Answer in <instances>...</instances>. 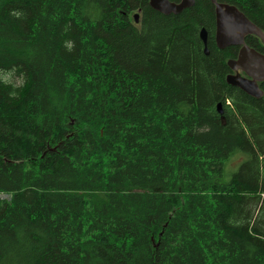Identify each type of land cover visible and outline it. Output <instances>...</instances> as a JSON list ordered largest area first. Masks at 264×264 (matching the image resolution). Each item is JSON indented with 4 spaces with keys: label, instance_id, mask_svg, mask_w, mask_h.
<instances>
[{
    "label": "trees",
    "instance_id": "obj_1",
    "mask_svg": "<svg viewBox=\"0 0 264 264\" xmlns=\"http://www.w3.org/2000/svg\"><path fill=\"white\" fill-rule=\"evenodd\" d=\"M221 1L264 31V0ZM239 50L210 0H0V264H264V95L228 84Z\"/></svg>",
    "mask_w": 264,
    "mask_h": 264
},
{
    "label": "water",
    "instance_id": "obj_2",
    "mask_svg": "<svg viewBox=\"0 0 264 264\" xmlns=\"http://www.w3.org/2000/svg\"><path fill=\"white\" fill-rule=\"evenodd\" d=\"M195 1L182 0L176 4L169 0H150V6L165 15L179 14L185 9L192 8ZM218 1L211 0L216 7V44L221 50L230 46L240 47L237 59L228 62L233 73L228 75L227 82L252 97L261 98L264 92L259 84L264 82V54L249 47L245 42V38L254 35L264 43V31L237 6ZM135 20L136 23L139 22L138 14L135 15ZM200 38L205 45V53L208 55V35L205 29H202ZM218 109L222 113V104H219Z\"/></svg>",
    "mask_w": 264,
    "mask_h": 264
},
{
    "label": "flooded vegetation",
    "instance_id": "obj_3",
    "mask_svg": "<svg viewBox=\"0 0 264 264\" xmlns=\"http://www.w3.org/2000/svg\"><path fill=\"white\" fill-rule=\"evenodd\" d=\"M170 1V0H169ZM182 0H180L179 2H172V1H170V2H172V3H176V4H178V3H180ZM211 1V0H210ZM218 2H220V3H225V2H222L221 0H219ZM213 4V3H212ZM225 4H229V3H225ZM214 5V4H213ZM233 5V4H232ZM215 6V5H214ZM216 8V7H215ZM184 11V10H183ZM173 14V13H172ZM180 14V13H179ZM176 15V14H175ZM215 15H216V10H215ZM255 37L254 39L256 40H258V42H260V43H262L263 45H264V43L257 37V36H254V35H249V36H247V37ZM246 37V38H247ZM246 38H245V42H246ZM257 42V41H256ZM247 44V43H246ZM248 45V44H247ZM249 46V45H248ZM250 47V46H249ZM252 48V47H251ZM254 49V48H253ZM256 50V49H255ZM240 51V50H239ZM259 52V51H258ZM261 53V52H260ZM239 54V53H238ZM242 73V75L243 76H245V74L243 73V72H241ZM261 84V83H260ZM259 84V85H260Z\"/></svg>",
    "mask_w": 264,
    "mask_h": 264
},
{
    "label": "rangeland",
    "instance_id": "obj_4",
    "mask_svg": "<svg viewBox=\"0 0 264 264\" xmlns=\"http://www.w3.org/2000/svg\"><path fill=\"white\" fill-rule=\"evenodd\" d=\"M17 83H19V81H17ZM243 160H244V158H243ZM242 162V161H241ZM238 163H239V160H234L231 164H230V168L232 169H234L233 171H235V170H237V168H238ZM240 164V163H239ZM238 165V166H237ZM237 166V167H236ZM0 199H7V200H9L10 199V197L9 196H6V195H2L1 197H0Z\"/></svg>",
    "mask_w": 264,
    "mask_h": 264
}]
</instances>
